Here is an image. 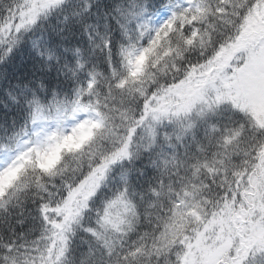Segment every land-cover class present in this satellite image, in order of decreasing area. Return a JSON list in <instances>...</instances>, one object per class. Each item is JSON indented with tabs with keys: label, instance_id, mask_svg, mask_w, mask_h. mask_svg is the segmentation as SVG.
Returning <instances> with one entry per match:
<instances>
[{
	"label": "snow or ice",
	"instance_id": "1",
	"mask_svg": "<svg viewBox=\"0 0 264 264\" xmlns=\"http://www.w3.org/2000/svg\"><path fill=\"white\" fill-rule=\"evenodd\" d=\"M0 264H264V0H0Z\"/></svg>",
	"mask_w": 264,
	"mask_h": 264
}]
</instances>
